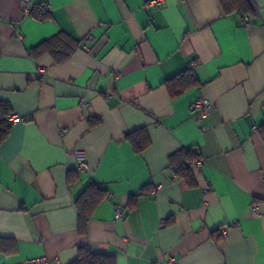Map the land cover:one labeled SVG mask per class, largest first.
Returning <instances> with one entry per match:
<instances>
[{"label": "crops", "instance_id": "1", "mask_svg": "<svg viewBox=\"0 0 264 264\" xmlns=\"http://www.w3.org/2000/svg\"><path fill=\"white\" fill-rule=\"evenodd\" d=\"M148 1L33 0L50 5L40 14L0 0V100L19 116L0 144V236L15 244L0 264H69L79 246L115 264H264V0L249 25L219 0ZM59 32L80 41L68 59L29 54ZM182 72L195 83L172 95ZM196 96L211 101L201 119ZM142 127L136 153L125 133ZM179 148L202 160L193 185L167 167ZM90 183L108 197L80 235Z\"/></svg>", "mask_w": 264, "mask_h": 264}, {"label": "trees", "instance_id": "2", "mask_svg": "<svg viewBox=\"0 0 264 264\" xmlns=\"http://www.w3.org/2000/svg\"><path fill=\"white\" fill-rule=\"evenodd\" d=\"M223 12L231 14L237 12L242 17L251 14L253 7L249 0H219ZM80 41L75 40L67 33L58 34L47 38L29 50L31 55L47 53L52 56L55 63H61L68 59ZM185 72L166 80V86L172 95H175L195 83L192 73L185 75ZM12 112L10 104L0 100V144L9 135L11 122L8 114ZM125 140L128 141L136 153H140L150 145V137L146 128H138L125 133ZM198 153L192 148H179L168 157L167 167L173 170L179 178H183L188 185H193L192 169L197 168L194 163ZM143 191L132 195L133 200L142 195ZM108 197V192L95 183L88 184L78 195L74 204L77 210V232L85 235L88 230V223L94 209ZM15 249L14 241L11 238L0 236V252L8 253ZM69 264H115V259L109 254H102L92 250L88 246H79L76 257Z\"/></svg>", "mask_w": 264, "mask_h": 264}, {"label": "built area", "instance_id": "3", "mask_svg": "<svg viewBox=\"0 0 264 264\" xmlns=\"http://www.w3.org/2000/svg\"><path fill=\"white\" fill-rule=\"evenodd\" d=\"M164 0H149L147 4H161L163 3ZM20 3L23 7L24 12H28V7L27 5H35L39 11L40 14H45L48 11L51 10L50 5L46 2H41L38 4H34L33 0H20ZM244 22L246 25H249V17L244 16ZM91 35L88 34L84 37V41H88L91 39ZM37 71L38 74L42 73V67L37 65ZM193 109L195 111V115L197 116L198 119H201L208 115L210 113V107H211V101L208 98H205L203 96H196L193 103H192ZM19 119V116L13 112H10L8 114V120L10 122H14L15 120ZM75 157L78 160V170H85L88 167L86 155L83 150L78 149L75 152ZM194 165L196 167H200L202 165V160L198 157L195 160ZM115 218H120L122 217V211L119 207H116L115 212H114ZM225 230H222V234L225 235ZM9 264H50V259L45 256H35L31 257L22 261H16L12 262ZM153 264H177L175 258H169L167 261H155Z\"/></svg>", "mask_w": 264, "mask_h": 264}]
</instances>
